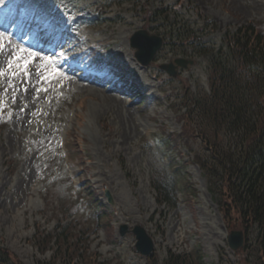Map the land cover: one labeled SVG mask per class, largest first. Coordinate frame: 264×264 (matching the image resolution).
<instances>
[{"label":"rangeland","instance_id":"1","mask_svg":"<svg viewBox=\"0 0 264 264\" xmlns=\"http://www.w3.org/2000/svg\"><path fill=\"white\" fill-rule=\"evenodd\" d=\"M2 6L0 32L6 33L5 44L12 47L0 54L6 72L5 82L0 83L5 105L0 116V247L22 264L48 261L55 250L46 245L49 249L40 255L34 243L58 226L73 229L74 236L88 246V254H95L102 264H159L167 250L198 249L202 264H242L243 255L238 258L226 241L231 231L242 228L226 224L198 167L185 162L187 155H206L197 137L183 130L185 124L186 129L192 125L182 116L186 99L208 88L206 58L191 48L165 45L144 67L134 58L129 39L138 29L163 36L144 14L153 8L168 9L196 32L199 42L217 48L225 31L252 20L264 23V0H0ZM17 12L20 21L29 20L21 29L25 34L33 32L27 36L32 41L50 16L67 21L66 30L84 27V49L93 47L98 57L113 56L101 70L107 75L89 76L87 57L85 62L72 61L76 68L69 64L75 69L68 68L61 77L44 80L52 70L53 55L35 51L9 34L8 22L14 17L7 15L16 17ZM36 15L42 17L39 26L32 25ZM76 15L77 23L69 22ZM55 37L62 38L61 31ZM13 50L24 59L29 53L36 55L28 77L22 69H13L14 92H6L11 78L6 61ZM63 53H68L66 48ZM179 58L194 64L186 70L176 68L174 77L159 68ZM117 63L121 66L117 72L128 74L135 90L113 87L116 80L110 67ZM136 96L141 101L134 100ZM171 155L182 160L179 168H165L173 164ZM151 180L165 189L175 180V209L159 212ZM106 191L112 205L106 201ZM123 223L130 228L141 224L153 237L151 258L134 251L133 235L118 237ZM74 236L71 240L76 241ZM249 260L257 264L254 256Z\"/></svg>","mask_w":264,"mask_h":264},{"label":"trees","instance_id":"2","mask_svg":"<svg viewBox=\"0 0 264 264\" xmlns=\"http://www.w3.org/2000/svg\"><path fill=\"white\" fill-rule=\"evenodd\" d=\"M177 17L171 10L145 13L147 22L158 24L168 45L191 48L206 58L208 92L187 98L189 105L182 115L192 125L186 129L185 124L183 130L192 132L206 152L203 157L194 155L193 162L226 224L242 228L244 247L255 245L264 264V23L252 20L227 30L222 43L213 48L199 42L196 32ZM151 185L158 206H176L175 182L170 189L154 180ZM55 230L34 243L41 255L46 245H54L55 250L50 260H37V264H102L95 254H88V246L79 235L74 236L73 229ZM107 233L112 235L110 230ZM200 260L199 250L190 254L167 251L161 264H200ZM0 264L22 263L0 248Z\"/></svg>","mask_w":264,"mask_h":264},{"label":"water","instance_id":"3","mask_svg":"<svg viewBox=\"0 0 264 264\" xmlns=\"http://www.w3.org/2000/svg\"><path fill=\"white\" fill-rule=\"evenodd\" d=\"M130 41L131 47L136 50L134 54L135 57L144 66H147L152 62L163 45L162 38L149 34L146 30H139L135 32ZM175 63L184 68L187 63L192 64V62H185L182 60H176ZM161 68L170 75H174L171 65L162 66ZM106 197L107 201L112 203L108 193H106ZM118 233L120 237H124L126 234H133L136 240L134 246L135 251L143 256L152 255L153 241L141 225H135L132 229H129L127 225L123 224L119 227ZM228 244L231 249L238 251L243 245L242 233L231 232L228 236Z\"/></svg>","mask_w":264,"mask_h":264},{"label":"snow or ice","instance_id":"4","mask_svg":"<svg viewBox=\"0 0 264 264\" xmlns=\"http://www.w3.org/2000/svg\"><path fill=\"white\" fill-rule=\"evenodd\" d=\"M5 38H6V33L4 32H0V54H2L4 51L7 50V48H11L12 45L11 43L5 44ZM21 53L25 52L26 50L24 49H20L19 50ZM35 53H29L28 58L24 59V57L22 55H17L16 54V50H13L10 53V58L6 61L7 64V69H8V73L10 74L11 78L7 80V84H8V88L5 89V91L7 92L9 89H12L14 92V85L12 83V80L17 79V75H16V71H13V69H22L23 70V75L25 77H28L29 75V66L31 65L33 59L35 58ZM23 60V64L20 63V61ZM15 62V63H14ZM59 74L57 73L56 69L53 68L52 71L44 77V80L48 81L50 79H55ZM6 77V72L4 71L3 67L0 66V83H4L5 82V78ZM43 91H47V89H43ZM13 103H15V100L13 99ZM4 100H3V96L0 95V116H2L3 111H4ZM21 111H23V109H21Z\"/></svg>","mask_w":264,"mask_h":264}]
</instances>
